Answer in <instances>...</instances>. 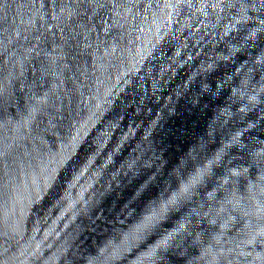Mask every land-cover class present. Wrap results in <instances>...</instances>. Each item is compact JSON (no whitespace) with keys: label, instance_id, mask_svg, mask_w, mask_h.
<instances>
[{"label":"water","instance_id":"1","mask_svg":"<svg viewBox=\"0 0 264 264\" xmlns=\"http://www.w3.org/2000/svg\"><path fill=\"white\" fill-rule=\"evenodd\" d=\"M0 264H264V0H0Z\"/></svg>","mask_w":264,"mask_h":264}]
</instances>
